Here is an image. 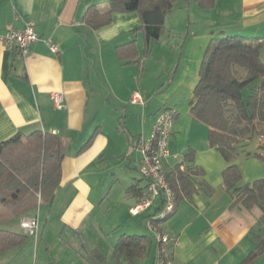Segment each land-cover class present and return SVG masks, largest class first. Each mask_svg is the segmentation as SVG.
Here are the masks:
<instances>
[{
  "label": "crops",
  "instance_id": "obj_1",
  "mask_svg": "<svg viewBox=\"0 0 264 264\" xmlns=\"http://www.w3.org/2000/svg\"><path fill=\"white\" fill-rule=\"evenodd\" d=\"M109 1L0 0V36L10 28L22 30L25 23H33L39 36L26 57L0 42V145L40 130L65 139L60 185L53 200L43 203L50 206L46 224H56L61 235L88 231L97 240H109V232L122 229L109 244L114 254L121 236L129 230L142 231L159 212L158 200L138 215L131 213L145 198L148 185L139 170L141 155L134 149L140 139L150 136L162 110H175L171 157L165 169L169 174L183 162L182 170L192 163L194 172L189 174L195 191L190 198L179 200L173 214L158 223L176 241L169 252L173 264H242L264 238L263 212L258 206L247 210L235 203L223 186V172L236 165L242 174L240 186L264 179L262 135L243 140L236 146L235 161L227 163L210 147L209 129L193 117L190 101L214 39H260L264 63V0H217L208 10L212 15L205 19L198 17V6L182 1L165 19L164 35L148 54L137 13L115 14L111 25L98 30L88 26V9L105 12ZM191 8L195 17L190 18ZM177 19L185 20L186 35H167ZM134 41L135 62L121 61L117 47ZM51 45L59 51H51ZM259 84L243 91L245 99ZM55 93L64 98L60 109L52 102ZM134 93L141 95L143 105L130 102ZM191 153L193 160L188 161ZM255 153L263 159L247 156ZM43 204L22 217L11 215L0 204V230L24 234L22 219L38 216L41 234ZM139 217L140 224L136 222ZM30 238L26 245L1 254L0 264H14L23 252L18 250H24ZM153 239L147 256L136 264H155ZM106 252L110 250L94 248L92 259L104 264ZM9 254L11 258L5 259ZM113 254L112 264H116ZM252 264H264V251Z\"/></svg>",
  "mask_w": 264,
  "mask_h": 264
},
{
  "label": "trees",
  "instance_id": "obj_2",
  "mask_svg": "<svg viewBox=\"0 0 264 264\" xmlns=\"http://www.w3.org/2000/svg\"><path fill=\"white\" fill-rule=\"evenodd\" d=\"M189 0H110L107 11L97 7L88 9L85 20L98 30L112 24L115 14L137 13L140 32L145 41V52L164 35L165 22L175 6ZM204 10L213 9L217 0H196ZM199 69L200 80L190 101L191 114L209 129L210 147L216 148L227 163L237 157V145L252 140L264 131V63L261 59L263 43L260 39L227 36L214 39ZM136 42L117 47L121 61L134 63ZM260 81L256 90L245 99L243 91ZM67 142L60 136L45 134L41 130L28 137L17 136L0 145V204L15 217L28 215L38 205L51 202L62 178V167ZM261 159L259 153L247 154ZM263 159V158H262ZM193 160L192 153L187 157ZM186 163V162H185ZM184 162L182 163V165ZM179 165L167 174L176 201L190 198L195 189L190 182L192 163L184 169ZM236 165L223 172L225 188L234 201L247 209L258 206L264 224V179L240 186L242 174ZM153 237L149 235H123L116 241L114 260L136 264L147 256ZM28 240L24 234L0 230V255L21 247ZM264 251V238L242 264H252ZM100 261L104 258L101 255Z\"/></svg>",
  "mask_w": 264,
  "mask_h": 264
},
{
  "label": "built area",
  "instance_id": "obj_3",
  "mask_svg": "<svg viewBox=\"0 0 264 264\" xmlns=\"http://www.w3.org/2000/svg\"><path fill=\"white\" fill-rule=\"evenodd\" d=\"M33 25V23H25L22 30L10 28L5 36H0V42H3L11 49L16 48L22 57H26L31 46L39 40ZM58 49L57 46L51 45L50 50L54 53L58 52ZM63 99L61 93L53 95L52 102L57 109L63 107ZM130 99L132 104H144L139 93H134ZM175 120V110H162L154 123L150 136L140 139L134 149L141 155L139 170L148 185L145 198L131 209V213L138 215L153 206L155 201H161L158 214L146 222V228L156 242L155 264H173V258L169 252L170 246L176 241L173 240V237L164 234L158 223L173 214L177 203V197L167 181L165 169V161L171 157L170 143L174 133ZM260 138L264 142V135ZM38 218V216H33L22 219L21 228L25 235L31 238H38Z\"/></svg>",
  "mask_w": 264,
  "mask_h": 264
},
{
  "label": "rangeland",
  "instance_id": "obj_4",
  "mask_svg": "<svg viewBox=\"0 0 264 264\" xmlns=\"http://www.w3.org/2000/svg\"><path fill=\"white\" fill-rule=\"evenodd\" d=\"M192 3V7H195L194 5L198 6L196 0H189ZM199 7V6H198ZM199 16L203 17L205 19L206 17H209L212 15L208 10L201 9L199 7ZM211 10V9H210ZM194 8H191L189 10V16L191 18L195 17ZM210 13V14H209ZM184 15L188 17V10L184 12ZM185 20H179L177 19L176 25H173L175 28L174 30H168L166 31V34L168 35L170 32L173 33V35L180 36L186 35V29H185ZM142 36V34L140 33ZM143 38V37H142ZM143 41V40H142ZM264 133L258 134L256 137L259 138L260 135H263ZM42 210V230L41 234H39L38 238H30L28 241V245L25 246L24 250H18L19 252L23 251L20 258L14 263L19 264L22 261L26 264H102L94 261L92 258V250L94 248H101L102 250H110V252H106V262L104 264H112V254L113 249L110 247V241L115 238H118V234H122V229L117 232H109L108 239H102L97 240L95 235L89 233L88 231H81L80 234H74V233H68V232H62L59 231L56 224L47 225L45 218L48 215V212L50 211V206H46V204H43L41 207ZM8 214V212H7ZM9 215V214H8ZM132 217V216H129ZM133 219V218H130ZM96 220V219H95ZM93 219V221L95 222ZM142 217H139L136 219V222L139 224L141 223ZM131 220H129L130 223ZM135 221V218H134ZM132 222V221H131ZM84 232L86 235H84ZM128 235H145L149 234L148 230L143 227L142 231H127ZM60 239L62 241H60ZM26 245V244H25ZM68 248H65L66 246ZM99 250V249H98ZM5 259L9 260L11 258V254L4 256ZM10 263V262H9Z\"/></svg>",
  "mask_w": 264,
  "mask_h": 264
}]
</instances>
